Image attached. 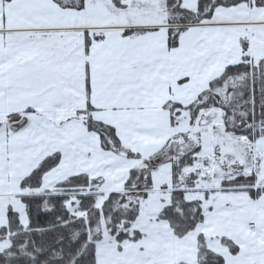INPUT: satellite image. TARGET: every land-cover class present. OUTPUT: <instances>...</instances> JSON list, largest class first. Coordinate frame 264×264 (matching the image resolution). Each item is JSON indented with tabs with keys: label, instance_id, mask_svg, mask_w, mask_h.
<instances>
[{
	"label": "snow or ice",
	"instance_id": "6c2138e0",
	"mask_svg": "<svg viewBox=\"0 0 264 264\" xmlns=\"http://www.w3.org/2000/svg\"><path fill=\"white\" fill-rule=\"evenodd\" d=\"M0 264H264V0H0Z\"/></svg>",
	"mask_w": 264,
	"mask_h": 264
}]
</instances>
